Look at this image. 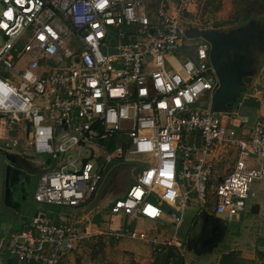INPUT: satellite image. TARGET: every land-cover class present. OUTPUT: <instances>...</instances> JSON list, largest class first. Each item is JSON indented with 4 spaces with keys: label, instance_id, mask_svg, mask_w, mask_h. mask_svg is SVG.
<instances>
[{
    "label": "built area",
    "instance_id": "obj_1",
    "mask_svg": "<svg viewBox=\"0 0 264 264\" xmlns=\"http://www.w3.org/2000/svg\"><path fill=\"white\" fill-rule=\"evenodd\" d=\"M194 7V0H0V148L21 141L56 162L39 174L34 202L84 205L121 157L140 171L110 203L112 214L179 225L187 192L201 206L212 199V212L226 220L245 210L250 185L264 179V115L242 136L232 125L235 111L211 108L219 79L210 43L183 31ZM110 138L113 151L82 158V148L97 151L96 142ZM231 153L213 184L212 163ZM94 235L38 211L7 250L21 264H60ZM107 235L183 254L175 237Z\"/></svg>",
    "mask_w": 264,
    "mask_h": 264
},
{
    "label": "rangeland",
    "instance_id": "obj_2",
    "mask_svg": "<svg viewBox=\"0 0 264 264\" xmlns=\"http://www.w3.org/2000/svg\"><path fill=\"white\" fill-rule=\"evenodd\" d=\"M194 1L195 15L192 19L193 23H186L184 26H193V28H200L201 30L215 29L219 31L220 35H222L220 45H223L222 48L226 46L227 49L223 60L228 68L239 74V83L250 87V94L258 90L259 99L264 102V11L255 14L248 21H243L241 20L245 11L242 4L243 0ZM234 17H237L236 21H233ZM192 39L194 40V38ZM204 40L209 42L207 39ZM242 77L250 78L254 84L249 81H243ZM257 81L261 83L256 85ZM243 95L240 94L235 99L232 107L223 106L221 109L223 111H235L237 109V101ZM199 105L204 108L206 100H200ZM98 144V152L101 156L111 152V149L108 148L107 140H100ZM4 154L14 159L24 169L29 170L35 180L38 173L46 168L44 159H46L47 155L38 154L32 149H24L23 153H19L16 147H12L5 150ZM68 157L70 158L68 159ZM74 157L75 154L69 152L63 156V162H67ZM220 162V160L213 162V169H216ZM52 165L53 162L50 166ZM130 165L131 163L125 162L121 157L113 158L109 166L108 176L106 175L107 180L105 181L106 178L104 179L105 182L101 183L102 186L98 191H101L102 188L107 187L108 189L110 187L112 191L107 198L121 196L126 187L132 182L133 176L130 175ZM4 172V161L0 153V176ZM21 177L22 179L24 178L23 173ZM24 183H27V181L25 180ZM214 184H216V178L214 179ZM181 186L187 189L186 183ZM187 191L182 189L183 193ZM249 192H252L254 196L248 199L245 210L235 215L231 220H226L221 215L213 213L211 209L207 212L206 209L212 206V202L207 203L206 207L201 206L196 197L192 193L187 192L188 202L184 206L179 205L182 209V223L175 231L176 238L182 243L181 251L183 255L187 254L190 257L188 263L191 261L192 264H205L206 260L211 263L217 253L230 249L236 250L246 262L249 260L254 261L252 264L264 262V179L253 182L250 185ZM28 198L26 197L25 201L29 202ZM89 201L84 204L87 206L86 208L89 207ZM110 203V200H107L98 211L100 213H108ZM252 204L258 205L256 213L250 212V210L247 211ZM96 206H99V203ZM38 208L44 213H48L47 211L51 209V206L38 204ZM93 208L87 209L84 214L87 216ZM7 211L8 209L0 204V234L6 231L5 217ZM95 217L93 218L94 220L96 219ZM204 217H207V219L204 220ZM190 218L191 221L195 218L194 226L191 225V221H185ZM161 220L170 223L167 217ZM129 222L127 225L130 224ZM229 227L231 228L227 231ZM225 230L227 240L224 242L221 236H223ZM120 239L132 240L125 236ZM96 240L88 244L84 249L80 248L79 250L76 249L77 251H73V254L65 259L63 264H125L128 262L127 259L124 260V257H119L115 252H112L111 247L104 244L103 241ZM101 244L102 248L100 247ZM260 253H263V255ZM246 262H242V264H246Z\"/></svg>",
    "mask_w": 264,
    "mask_h": 264
},
{
    "label": "crops",
    "instance_id": "obj_3",
    "mask_svg": "<svg viewBox=\"0 0 264 264\" xmlns=\"http://www.w3.org/2000/svg\"><path fill=\"white\" fill-rule=\"evenodd\" d=\"M194 15H195V12L193 11V14H188L187 17H188V19L192 20ZM191 23H193V22H191ZM183 31H184V34L186 35V37L191 41H193L192 38H194V41H197L199 39H201V40L205 39L201 36L191 37V35L194 36L195 32L201 31L200 28H193V26H191V27L190 26H184ZM15 66H16V71H19L21 69V57L15 62ZM244 78L246 79V81L251 82L250 78L247 79L246 77H242V79H244ZM252 83L253 82H251V84ZM259 83H261V82L257 81L256 85H258ZM239 84L244 86L246 90H245L243 97H241V99L239 101L236 100L237 101V109L235 110L236 115L232 121V125H233V127H235L237 129L238 134L243 136L248 132V130H250V128L252 127V124L255 122V120L264 115V102L259 99V91L258 90H255L252 94H250L249 93L250 87H248L247 85H243L241 83H239ZM211 108L213 109V100H212ZM0 119H2L1 116H0ZM17 136L21 140V132L17 133ZM96 145H97V147L99 146L98 141L96 142L94 147H96ZM116 146H117L116 141H113V142H112V140L108 141V148H110L111 151H113ZM14 147H16L18 149L19 153H23L24 149H28V148H26V146L23 143H21V141H19V143L17 145H15ZM10 148H12V147L0 148V151H2V150L5 151V150H8ZM75 151L76 150H73L71 152L73 154H75ZM81 153H82L83 159H86V158L91 157V156H95L96 154L100 155L98 150L94 151L93 149H90L87 147L82 148ZM41 154H46L47 157H46V159H44V164L46 165V168L43 171H41L40 173L48 171V170L52 169L53 167H55L56 162L50 156V154H47V153H41ZM69 158L70 157H68V159ZM223 158L227 159L225 156ZM228 159H229L228 162L226 160H224L225 162H220V164H218L216 169H213V173L211 175L212 178L215 179L216 176L219 177L226 171L228 164H231V162L234 160L233 153H231L230 156H228ZM229 161H231V162H229ZM52 162H53V165L50 166ZM130 166H131L130 175L133 176V178H132V182H133L134 176H135V174L133 172L138 167L133 166V164H131ZM108 168L110 169V167H108ZM21 172L23 174L24 173H27L29 175L31 174V172L29 170L24 169L23 167L20 168L19 169V173H20L19 178H20L21 184L16 182V187L21 185V188H22V186L27 188V186L30 187L32 185V188L30 190V194H32V192L34 190L35 179L31 180L32 181L31 182L30 178H28V176L24 174L28 178L27 183H24L25 181H23V179L21 177L22 176ZM40 173H38V176ZM218 173H219V175H218ZM4 174H1V176H0V204L1 205H4L3 201H2L3 200V187H4ZM107 174H108V172L106 173V175ZM38 176H37V178H38ZM107 176L104 177V179L106 178L105 181L107 180ZM214 179H211L213 181L212 182L213 184H214ZM105 181L103 180V183ZM18 184H20V185H18ZM102 184L100 185V187L102 186ZM128 186L126 187V190H127ZM99 188H98V190H99ZM98 190L95 193V195L93 196V198L90 199V201L88 202V203H90L88 208H86L87 206H85V205H81L79 207H67V206L63 207L62 206V207L58 208L56 213H54V211L52 209L48 210L47 211L48 213H44L41 209L38 208V204L36 203L32 207V210L27 214L26 210H27V206L30 205V201L27 202V201H24L21 199V201H19V206L17 208L7 207L4 205L8 209V211L6 213V217H5V224L7 226H6V231L3 234L2 233L0 234V235H2L0 238V264H21L10 253H7V249L10 246V244L8 242L12 240V235L17 234L18 232H20L21 230L24 229V228L21 229V227H25V225L27 224L28 218H32L34 216V214L38 211L40 213H42L48 219L50 218L49 215L51 213H53L54 216L56 215V219L54 222L61 220V221L68 223L69 225H71L73 227H77L79 229L83 228L84 226H88L90 228L91 232L96 233V234L99 233L98 236L97 235L93 236L94 238L97 237L96 241H103L104 244H107L109 247H111L110 249L112 250V252H115L117 255H119V257H124V260L125 259H127V261L134 260L135 262H137L139 264H149L153 259L154 255L152 254V244L149 241H146V242L140 241V240L138 241V239L115 240L112 236H110V235L108 236L107 233H111V231L118 230V229L122 230V231H125V230L142 231L147 235V237L149 239L150 238H156L160 242H166L167 239H170L172 237L176 238V231L175 230L182 223V219H181V222L179 225H175V223H173L170 220H169L170 223H167V222H164L163 220L152 221V220L143 219L141 217L130 218V217H127L126 215H124L123 213L112 214L110 212L109 207H108V213H105V212L100 213V211H98V209L102 208V206L104 205V203L107 200H110V202H112L115 198L120 197V196H115V197L112 196L110 198H107L112 191V189L110 187H108V189H107V187L102 188L101 191H98ZM126 190L124 191V193L122 195L125 194ZM96 197H98V198L96 201H94V199ZM210 202H213L212 199ZM98 203H99L100 207L96 206ZM83 207H85V209H83ZM92 207H94V208L86 216L84 214V212H86L87 209H91ZM209 209H211V211H212V206L210 208H207L206 211L209 212L210 211ZM97 213H99V214H97ZM195 215H196V213H195ZM94 216H96L95 218L98 219L99 222H97V223L94 222V219H93ZM206 219H207V217H204V220H206ZM128 221H130L129 225H127ZM185 221H191V218L188 220H185ZM230 228L231 227H229L227 229V231H229ZM223 233L224 234H223V236H221V238L225 242L227 240L226 230ZM106 239H107V241L105 242ZM93 241H95V240H93ZM221 243H223V242H221ZM85 247H87V246L83 245L80 248L84 249ZM100 247L102 248V244L100 245ZM105 249H106V247H105ZM77 250H79V249H77ZM103 250H104V248H103ZM230 250H232V249H230ZM71 254H73V252ZM71 254H69L65 259H67ZM220 255H221V253H217L214 256L215 259H213L211 263L210 262L208 263L206 260L205 264H217L219 261ZM65 259L60 261V264H63ZM188 260H190V257H188V255L185 254V261L188 262ZM25 264H34V263H25ZM189 264H192L191 261Z\"/></svg>",
    "mask_w": 264,
    "mask_h": 264
},
{
    "label": "water",
    "instance_id": "obj_4",
    "mask_svg": "<svg viewBox=\"0 0 264 264\" xmlns=\"http://www.w3.org/2000/svg\"><path fill=\"white\" fill-rule=\"evenodd\" d=\"M201 36L207 40L211 44L210 51V61L215 65L214 56L217 52L218 46L221 43L222 35H220L219 31L215 29H204L199 32H195L194 36ZM222 74L219 78V87L215 93L213 99V109L215 111H223L221 108L223 106L232 107L235 98L240 94L245 93V87L239 84L238 76H236L235 72L228 71L226 68H221ZM243 81H246L244 78ZM4 166H5V174H4V187H3V204L7 207L17 208L19 206V201L23 199V195H20V191L14 188L16 182V176L19 173V167H17V162L14 159L9 158L4 154V151H0ZM22 168V167H21ZM140 171V167L134 170V174ZM22 175V172H21ZM20 185V184H18Z\"/></svg>",
    "mask_w": 264,
    "mask_h": 264
},
{
    "label": "trees",
    "instance_id": "obj_5",
    "mask_svg": "<svg viewBox=\"0 0 264 264\" xmlns=\"http://www.w3.org/2000/svg\"><path fill=\"white\" fill-rule=\"evenodd\" d=\"M242 4L245 10L241 18V20L243 21H248L255 14H258L264 11V0H243ZM236 20H237V17H234L233 21H236ZM111 140L112 142L115 141V139L113 138L109 139V141ZM29 201H30V205L27 206V210H26L27 214L32 210V207L36 204V202H34L32 199V194H30ZM48 206H51V209L54 211V213L57 212L59 207H62L58 205H48ZM249 210L250 212L256 213L258 210V205L257 204L250 205L247 211ZM49 217L51 221H55L56 219V215L54 216L53 213H51ZM30 222H31V218H28L27 224L25 225V227H21V229L27 228L30 225ZM94 222L97 223L99 221L98 219H95ZM96 239L97 237L94 238L92 236L91 238L84 240L83 245L88 246V244L92 243L93 240H96ZM7 253H9L8 250H7ZM152 254L154 256H153L152 261L149 264H184L185 262H187L185 261V255L181 254L180 251H178L175 247L169 246V245L160 244L159 250H157L156 247L152 245ZM260 254L263 255V253H260ZM259 258H262V257H259ZM242 262H246V261L241 256H239V253L236 250H224L223 252H221V255H220V258L217 264H242ZM248 263L252 264L254 263V261L249 260L246 262V264ZM125 264H139V263L135 262L134 260H129ZM260 264H264V262H261Z\"/></svg>",
    "mask_w": 264,
    "mask_h": 264
},
{
    "label": "flooded vegetation",
    "instance_id": "obj_6",
    "mask_svg": "<svg viewBox=\"0 0 264 264\" xmlns=\"http://www.w3.org/2000/svg\"><path fill=\"white\" fill-rule=\"evenodd\" d=\"M222 47H223V45H219V46H218L217 52H216V54H215V56H214V61H215L214 69H215V73H216L218 79L221 77V74H222V69H221V68H223V67L226 68L228 71H233V72H235L236 76H238V79H239V74H237L236 71H234V70L228 68L226 62L223 60V58H224V54L226 53V50H227V49H226V46H224V48H222ZM210 51H211V44H210ZM16 165H17V167H19V169L21 168V165H20L19 163H17ZM4 173H5V172H4ZM19 174H20V173H18L17 176H16L15 178H16V180H18V183L21 184V181H20V178H19ZM24 174L27 175L28 178H30V181H31V180H34V177H33L32 174H30V175L27 174V173H24ZM25 175H24L23 181H25V180L27 181V180H28V178H27ZM36 181H37V179L35 180V183H36ZM31 182H32V181H31ZM34 186H35V184H34ZM14 188H15L16 190L20 191V193H21V190H22V193L20 194V195H23V199H22V200L25 201V198H26V197H30V190H31V188H32V185H31L30 187L27 186V188H26V187H23V186H22V188H21V185L18 186V187H16V185H14ZM28 199H29V198H28ZM191 225H192V226L195 225V218L192 219V221H191Z\"/></svg>",
    "mask_w": 264,
    "mask_h": 264
}]
</instances>
